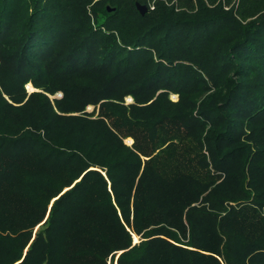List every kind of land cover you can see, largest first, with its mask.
I'll return each mask as SVG.
<instances>
[{
	"label": "trees",
	"instance_id": "16d2710c",
	"mask_svg": "<svg viewBox=\"0 0 264 264\" xmlns=\"http://www.w3.org/2000/svg\"><path fill=\"white\" fill-rule=\"evenodd\" d=\"M0 264H264V0H0Z\"/></svg>",
	"mask_w": 264,
	"mask_h": 264
},
{
	"label": "rangeland",
	"instance_id": "374dc122",
	"mask_svg": "<svg viewBox=\"0 0 264 264\" xmlns=\"http://www.w3.org/2000/svg\"><path fill=\"white\" fill-rule=\"evenodd\" d=\"M27 90H28V92L29 93H31V92H33V91H40L39 89H36L31 83H29V84H27ZM60 93H62V92H58L55 96H52V98L53 97H60ZM62 97V96H61ZM171 98L174 100V101H177L178 100V95H175V94H172L171 95ZM127 102L128 103H131V102H133V98L132 97H127ZM94 109V106H89L88 107V111H92ZM128 140H130V139H126V143L127 144H132V142H129ZM132 141V140H131ZM133 236H135V238H134V241H136V240H138L139 238L136 236V235H133Z\"/></svg>",
	"mask_w": 264,
	"mask_h": 264
},
{
	"label": "water",
	"instance_id": "95a60500",
	"mask_svg": "<svg viewBox=\"0 0 264 264\" xmlns=\"http://www.w3.org/2000/svg\"><path fill=\"white\" fill-rule=\"evenodd\" d=\"M137 7H138V10L140 11V13H141L142 15H144V14L147 12V6H146V5L137 4ZM59 95H60V97H61V96H63V93H60ZM132 143H133V141H132ZM134 238H135V236H134ZM137 241H138V240H136V241H134V242H137Z\"/></svg>",
	"mask_w": 264,
	"mask_h": 264
},
{
	"label": "bare ground",
	"instance_id": "6f19581e",
	"mask_svg": "<svg viewBox=\"0 0 264 264\" xmlns=\"http://www.w3.org/2000/svg\"><path fill=\"white\" fill-rule=\"evenodd\" d=\"M128 141H129V142H132V141H131V139H130V140H128Z\"/></svg>",
	"mask_w": 264,
	"mask_h": 264
}]
</instances>
